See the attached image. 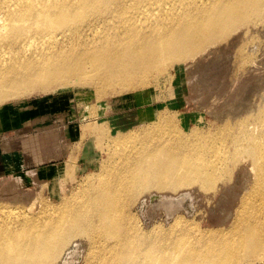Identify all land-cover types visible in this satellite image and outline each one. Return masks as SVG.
I'll list each match as a JSON object with an SVG mask.
<instances>
[{
	"label": "bare ground",
	"instance_id": "obj_1",
	"mask_svg": "<svg viewBox=\"0 0 264 264\" xmlns=\"http://www.w3.org/2000/svg\"><path fill=\"white\" fill-rule=\"evenodd\" d=\"M258 26L264 0H0V103L87 85L100 102L205 56L189 81L203 82L199 96L221 89L228 60L231 85L251 78L235 93L218 91L217 107L210 101L218 125L208 138L182 133L168 108L125 133L103 123L99 169L53 204L9 196L10 180L0 198L8 199L0 201V264H264V76L249 68L258 45L245 38ZM49 136L37 138L39 150ZM186 189L214 201L217 227L203 228L199 212L176 213H190ZM155 192L149 203L167 223L146 228L133 206Z\"/></svg>",
	"mask_w": 264,
	"mask_h": 264
},
{
	"label": "rangeland",
	"instance_id": "obj_2",
	"mask_svg": "<svg viewBox=\"0 0 264 264\" xmlns=\"http://www.w3.org/2000/svg\"><path fill=\"white\" fill-rule=\"evenodd\" d=\"M241 31L242 29L233 32L230 35H233L231 39L235 40ZM245 38H249L258 45L253 51V62L257 63L258 66L252 62L248 65L249 68H258L253 71V74L261 76L260 73H262V76H264V26L252 28ZM207 57L202 58L199 62L200 65L190 64L189 61L173 64L166 73L155 75L151 79L150 85L104 95L100 102L95 101L93 87L87 85L77 87L78 89L66 87L49 91H35L24 97L0 103V108L10 105L13 109H16L14 113L18 111L14 118H10L6 123V128L0 127V152L1 150H9V155H11L10 152L20 153V158H9L4 160V162H1L0 159V172L4 167H9L8 169L11 170L8 173H0V198L4 197L2 199H6V196L2 194L7 192L5 189L14 180L15 185L11 187V191L9 190V193H12L9 196H12L13 193L17 194L18 192V195L21 193L24 199L25 196L26 198L28 197L25 199V203H35V205L37 202L53 204L55 201H59L77 184L83 174L90 170L95 172L99 169L100 162L106 155L104 149L107 141L102 138L98 140L96 130L105 122L111 126V134L116 135L125 133L131 128H140V124L143 122L154 120L158 110L168 108V113L174 116L177 128L182 133L185 135L191 134L195 139H201L203 135L208 138V132H214L218 125V122L214 120L213 114L208 110L212 106L214 108L216 103L225 99L224 94L226 91L229 94L235 93L241 88L243 89L249 84L251 78L247 79L248 76L244 74L241 77L239 76L238 79L235 78L231 85L233 76H227L231 74L232 70L230 67L231 61L228 60L226 64L228 68L226 73H223L225 77H222L224 84L220 87L225 91L223 92L224 96H220L222 95V93L218 92L221 91L220 88V90L214 89V93H212L213 89L209 90L210 92L205 91L206 93L203 91L202 96H204H199L200 88L198 87H202L201 84L203 82L199 81L197 84L192 82L193 86L189 81L191 82L193 77H196L193 75L198 74L196 70H200L202 67L200 71H203V68L208 65L210 58L208 57L209 59H207ZM188 65L189 67H187ZM190 65L192 66L190 67ZM230 78L231 81L229 80ZM241 82L244 83V86ZM229 86L232 87L230 88ZM227 87L228 89H226ZM205 96H208V98H205ZM219 96L221 98H218ZM201 97L202 100L205 98L208 102L205 99L203 102ZM192 98L193 101L191 102ZM217 99L219 101L216 102ZM216 105L218 106V104ZM216 105L215 107H217ZM18 108L25 109L20 110ZM32 116L38 117L35 120H38L39 124H32ZM165 128L166 126L161 129ZM69 131L73 134L72 137L69 136ZM46 134L51 136L47 137V147L45 148L42 145L39 150L38 145L40 146V143L36 140L44 135L46 136ZM21 149L26 155L22 153ZM82 150H86L91 159H82L80 157ZM68 159L71 165L66 170L65 166ZM17 160L20 162V167L18 171L13 172L17 168ZM51 164L56 174L48 178L38 175L40 182L34 181L33 173L36 172V168ZM64 167L65 171L63 172ZM2 189L4 190L2 191ZM183 191H193L192 197L186 203V208L190 210V213L187 215L183 210L176 213H182L187 217H192L198 212L202 213L201 215L198 213L197 218L202 221L203 228L217 227L218 220L215 218L216 215L209 214V212L212 213L210 205L211 207L215 205V203L211 204L214 201L210 200L209 202L197 190L186 189ZM161 195L159 192L150 193L147 198L142 197L137 200L135 206H133L134 212L140 217L143 226L146 228L151 226L156 220L162 221L164 224L167 223L165 222L164 210L161 208L154 210L149 203V197H160ZM30 198L32 199L31 201ZM0 201H8V199ZM142 201H144L146 208L143 210L139 209ZM152 212H155V214H152ZM175 214L171 216V219ZM152 216H156V219H151ZM71 250L72 248L68 251L71 252ZM82 255L83 253L79 249V260ZM245 264L250 263L246 262Z\"/></svg>",
	"mask_w": 264,
	"mask_h": 264
},
{
	"label": "crops",
	"instance_id": "obj_3",
	"mask_svg": "<svg viewBox=\"0 0 264 264\" xmlns=\"http://www.w3.org/2000/svg\"><path fill=\"white\" fill-rule=\"evenodd\" d=\"M18 109L24 110L25 108H18ZM15 110L16 109H13L12 106H10V105H6V106L0 108V127L3 126V127L6 128V123L9 121L10 118H14V116L16 115V112H18V111H16L14 113ZM23 112H25V111H23ZM31 119H32V124H35V125L36 124H39L38 123V120H35V119H38V117H33L32 116ZM69 132H70V135L69 136L72 137L73 134L71 133V131H69ZM64 134H65V130H64ZM21 151H22L23 154H25V152L23 151V149H21ZM8 152H9V150H1L0 153H3V154H0L1 162H4V160L9 159V158H12V159H15L16 157L17 158H20V153H16V152L15 153H12V152H10L11 155H9ZM89 156L90 155H89V153L86 150H82L81 155H80V157L82 159L89 160V159H91V158H89ZM17 163H18L17 164V168H15L13 170V172L19 170V167H20L19 163L20 162L17 160ZM66 164L67 165L65 167H66V170H67V167L71 165V163L69 162V159H68V162ZM65 167L63 168V172L65 171ZM8 168L9 167H4L2 169L3 171L1 170L0 173H8V172H11V170H9ZM54 174H56V172H55V169H54L53 165L51 164V165L39 166L38 168H36V172L33 173V176L36 175L38 177V175H40L43 178H48V177H51V175H54ZM38 179H39V177H38Z\"/></svg>",
	"mask_w": 264,
	"mask_h": 264
}]
</instances>
